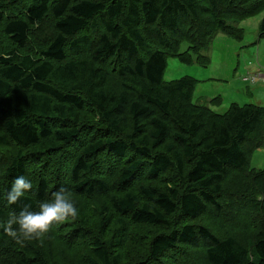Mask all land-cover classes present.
<instances>
[{
  "label": "trees",
  "instance_id": "16d2710c",
  "mask_svg": "<svg viewBox=\"0 0 264 264\" xmlns=\"http://www.w3.org/2000/svg\"><path fill=\"white\" fill-rule=\"evenodd\" d=\"M262 12L264 0H0V264H264V167L249 164L264 108L219 114L193 102L194 79L162 80L167 58L204 66L217 35L239 39L235 25ZM21 175L32 189L9 204ZM62 186L75 219L23 245L4 232Z\"/></svg>",
  "mask_w": 264,
  "mask_h": 264
},
{
  "label": "rangeland",
  "instance_id": "374dc122",
  "mask_svg": "<svg viewBox=\"0 0 264 264\" xmlns=\"http://www.w3.org/2000/svg\"><path fill=\"white\" fill-rule=\"evenodd\" d=\"M264 12L242 21L235 26L242 29V37L231 39L225 34L217 35L211 48L204 55L207 63L182 64L176 57L166 59L163 82L183 77L197 81L193 102L207 105L222 114L231 103L257 105L264 108V41L258 39V28ZM185 46L181 48L184 51ZM260 73L254 84L243 82L246 74ZM220 98L218 105L208 102ZM250 167H264V147L256 150L250 158ZM250 197V194L243 198ZM244 214V212H243Z\"/></svg>",
  "mask_w": 264,
  "mask_h": 264
},
{
  "label": "clouds",
  "instance_id": "9594fccd",
  "mask_svg": "<svg viewBox=\"0 0 264 264\" xmlns=\"http://www.w3.org/2000/svg\"><path fill=\"white\" fill-rule=\"evenodd\" d=\"M32 189V183L25 176H17L12 182L6 199L9 204H17L24 194ZM78 209L72 200L71 192L60 187L52 193L50 202H42L39 211L23 207L19 214L12 213L4 225V232L23 245L26 241L39 240L47 234L53 225L69 218L75 219ZM17 226V227H14Z\"/></svg>",
  "mask_w": 264,
  "mask_h": 264
},
{
  "label": "built area",
  "instance_id": "2783aa9c",
  "mask_svg": "<svg viewBox=\"0 0 264 264\" xmlns=\"http://www.w3.org/2000/svg\"><path fill=\"white\" fill-rule=\"evenodd\" d=\"M261 75H260V73H256V74H246L243 78H242V80H243V82H246V83H248L249 84V82L251 83V84H254V82L256 81V79L257 78H259Z\"/></svg>",
  "mask_w": 264,
  "mask_h": 264
}]
</instances>
